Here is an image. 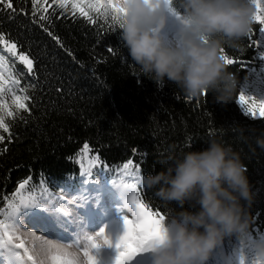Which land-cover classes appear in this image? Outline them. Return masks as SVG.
Listing matches in <instances>:
<instances>
[{"label": "trees", "instance_id": "trees-1", "mask_svg": "<svg viewBox=\"0 0 264 264\" xmlns=\"http://www.w3.org/2000/svg\"><path fill=\"white\" fill-rule=\"evenodd\" d=\"M11 2L13 9L0 4V72L6 81L18 79L12 93L28 99L26 109L6 120L9 132L0 129L5 137L0 141V197L11 199L31 177L22 194L36 198L17 209L16 223L34 220L43 210L61 211L54 202L59 195L61 205L75 197L117 195L110 188L113 181L136 182L144 202L167 217L178 206L161 201L141 175L160 171L169 152L203 150L209 138H216L240 152L253 193L248 232H264V151L255 144L264 133V119L245 115L237 103L240 91L259 97L264 89V61L259 60L264 33L258 23H252L236 47H223V54L236 61L227 67L236 86L231 100L221 106L212 102V93L189 98L166 78L158 87L133 64L121 29L112 32L103 20L92 24L70 4L60 9L56 0ZM176 26L169 14L165 38L174 36ZM12 44L15 55L6 47ZM20 55L32 61L31 73ZM11 95L5 97L9 103ZM129 159L141 166L132 177L123 170ZM50 197L53 202L42 206L40 198ZM2 207L6 202H0ZM184 208L195 210L188 202ZM241 242L248 239L224 237L217 258L224 259ZM208 264H214L212 255Z\"/></svg>", "mask_w": 264, "mask_h": 264}, {"label": "clouds", "instance_id": "clouds-1", "mask_svg": "<svg viewBox=\"0 0 264 264\" xmlns=\"http://www.w3.org/2000/svg\"><path fill=\"white\" fill-rule=\"evenodd\" d=\"M174 36L165 38L170 12L162 0H127L121 38L134 65L162 86L165 78L189 98L212 93V102L226 105L235 78L221 58L225 45L236 47L253 23L252 0H178ZM243 139V129L239 130ZM199 151L172 152L158 172L140 179L167 205L165 234L153 249L152 264H208L226 236L249 237L253 193L247 166L231 144L209 138ZM264 151V133L255 138ZM191 147V145H189ZM188 202L191 208H184ZM76 255L79 252L72 250ZM253 255L264 261V238H254Z\"/></svg>", "mask_w": 264, "mask_h": 264}, {"label": "snow or ice", "instance_id": "snow-or-ice-1", "mask_svg": "<svg viewBox=\"0 0 264 264\" xmlns=\"http://www.w3.org/2000/svg\"><path fill=\"white\" fill-rule=\"evenodd\" d=\"M252 2L256 7L253 22L258 23L261 26L259 32L264 33V2L262 0H252ZM126 3L127 0H56L60 9H66L67 5L70 4L74 13L78 11L81 17L92 24L97 23V20H103L112 32L122 28V19L126 15ZM162 3L170 14L179 18V12L173 6L174 0H162ZM0 4L7 9H13L11 0H0ZM93 15L96 19L93 18ZM6 47L10 53L16 54L15 44L6 45ZM107 50L109 53L114 51L113 48ZM223 51L222 49L221 58L225 64H234L236 61L224 55ZM19 60L27 66L28 72L31 73L32 61L25 55H20ZM259 60L264 61V51L259 52ZM260 71L264 72V68H261ZM19 83L18 79L6 81L3 73L0 72V129L6 133L9 132V124L6 120L14 118L21 109H26L24 101L28 97H21L12 93V86ZM6 94H12L11 103L5 98ZM237 103L243 106L245 115L264 119V89H261L259 97L248 96L244 91H240ZM4 139L5 137L0 135V141ZM88 147V144L84 145L85 150ZM132 152L136 153L138 149L133 148ZM96 160L98 161L99 157ZM103 166L107 168V165ZM93 167L96 165L93 164ZM140 167L138 163L134 165L133 159H129L123 164L124 172L130 177L135 176ZM132 169L134 171H130ZM30 179L31 177L18 185L11 194V199L7 195L0 197V202H6V207L0 208V216L3 217L0 218V264H95L96 258L92 250L111 243L104 234L103 227L94 234H84L82 237H77L73 242L63 243L49 238L48 225L41 217L34 218V230L32 232H28L21 224L15 222L17 209L21 205L36 201L35 197L22 194ZM113 183L129 193L125 208L131 215L122 217L123 232L114 245L116 249L115 264H125L136 253L146 249H154L162 241L165 234L164 222L166 217L144 202L136 182L122 181L117 184L113 181ZM62 199L61 195L56 196L54 202L61 211H66L67 206L60 203ZM40 200L44 201L42 206L45 207L53 202L51 197L46 201L43 198ZM37 232L40 235H37ZM257 237L264 238V232H258L256 236L249 235L247 244L241 242L240 248L229 252L222 260L217 258L219 252L217 249L212 254L214 264H264V261L253 255L254 238ZM73 246L79 249V255L69 251ZM245 250H247V256Z\"/></svg>", "mask_w": 264, "mask_h": 264}, {"label": "rangeland", "instance_id": "rangeland-1", "mask_svg": "<svg viewBox=\"0 0 264 264\" xmlns=\"http://www.w3.org/2000/svg\"><path fill=\"white\" fill-rule=\"evenodd\" d=\"M110 188L117 195H103L97 199L75 197L62 204L67 206L66 211L43 210L38 217L43 218L48 225L50 231L49 238L63 243L73 242L77 237H82L84 234H94L103 227L104 234L111 243L101 245L98 249L92 250L96 258L95 264H115L116 249L114 245L123 232L122 217L125 215L130 216L131 214L125 208L129 193L116 184H110ZM21 225L28 232L34 230L33 220H23ZM36 234L40 235L39 232ZM69 250L79 251L76 246H73ZM146 252L149 253V258L142 257L143 255L146 256ZM245 253L247 254V250H245ZM152 254L153 249H146L145 251L136 253L125 264H152ZM146 259L148 261H143Z\"/></svg>", "mask_w": 264, "mask_h": 264}, {"label": "bare ground", "instance_id": "bare-ground-1", "mask_svg": "<svg viewBox=\"0 0 264 264\" xmlns=\"http://www.w3.org/2000/svg\"><path fill=\"white\" fill-rule=\"evenodd\" d=\"M69 251H71V250H69ZM145 255H146V256L143 255L142 257H144V258H149V257H148L149 253L146 252ZM143 261H148V259L143 260Z\"/></svg>", "mask_w": 264, "mask_h": 264}]
</instances>
